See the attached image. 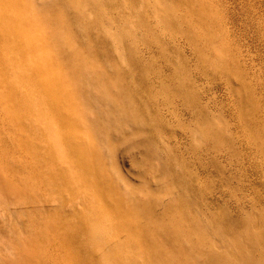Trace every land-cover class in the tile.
<instances>
[{
    "label": "rangeland",
    "instance_id": "obj_1",
    "mask_svg": "<svg viewBox=\"0 0 264 264\" xmlns=\"http://www.w3.org/2000/svg\"><path fill=\"white\" fill-rule=\"evenodd\" d=\"M209 251L264 264V0H0V264Z\"/></svg>",
    "mask_w": 264,
    "mask_h": 264
},
{
    "label": "bare ground",
    "instance_id": "obj_2",
    "mask_svg": "<svg viewBox=\"0 0 264 264\" xmlns=\"http://www.w3.org/2000/svg\"><path fill=\"white\" fill-rule=\"evenodd\" d=\"M94 1L95 0H93V3H94ZM89 2H91V1H89ZM97 2V1H96ZM22 57V56H21ZM23 58V57H22ZM25 60V59H24ZM23 60V61H24ZM20 62V61H19ZM124 63V62H123ZM18 68V67H17ZM14 69V68H13ZM20 72V71H19ZM16 76V75H15ZM19 76V75H18ZM24 79V78H23ZM26 79V78H25ZM24 84V83H23ZM92 91V90H91ZM90 92V91H89ZM102 92V91H101ZM30 93V92H29ZM28 93V94H29ZM94 93H95V91H94ZM99 92H97V94H98ZM103 94L99 97L98 95L100 94H96L95 93V95H93V96H91L90 94V96H89V98H90V102L91 103H93L95 106H97V108H99V109H101V107H102V109L103 108H105L104 109V111H103V113H105L106 115H105V117H106V121H107V123L110 125V126H112L114 129H117L118 127H120L121 126V124L124 122L123 120V118L120 116V118H116V117H114L115 116V112L117 111V112H120V111H118V106L114 103V101L113 100H111L110 98H109V96H108V94H107V92L106 91H104V92H102ZM87 96V97H88ZM83 98V97H82ZM106 101V102H105ZM108 101H109V103H108ZM105 103V104H104ZM199 112V111H198ZM197 112V113H198ZM199 113H201V112H199ZM208 114V113H207ZM200 115V114H199ZM205 115H206V113H205ZM207 116V115H206ZM199 117V116H198ZM206 118V117H205ZM205 118H203V119H205ZM200 119V118H199ZM201 120V119H200ZM201 122V121H200ZM61 138V137H60ZM59 142H61V141H59ZM59 142H58V144H59ZM65 142V141H64ZM44 145V144H43ZM61 146V145H60ZM57 147H59V146H57ZM57 151V150H56ZM61 153V152H60ZM59 156V155H58ZM66 157V156H65ZM67 161V160H66ZM81 161V160H80ZM68 164V163H67ZM66 168H67V166H66ZM91 233V232H90ZM128 233V232H127ZM100 234V233H99ZM99 234H98V236H99ZM89 235V234H88ZM87 235V236H88ZM101 235H103V234H101ZM84 236V235H83ZM92 236V235H91ZM85 237V236H84ZM100 237V236H99ZM206 255H208V257L207 258H209L210 260L212 259V261H214V262H216L217 264H231V263H229L228 261H227V259H226V253L225 254H223L222 252L220 253V254H214V252H212V251H209V252H207V254ZM250 259L249 258V256H247L246 254H245V260H247V259ZM208 260V259H207ZM219 261H220V263H219ZM212 263V262H211ZM245 263L246 264H252L250 261H245Z\"/></svg>",
    "mask_w": 264,
    "mask_h": 264
}]
</instances>
